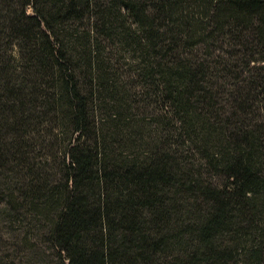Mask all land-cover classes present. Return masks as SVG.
<instances>
[{
    "label": "trees",
    "instance_id": "trees-1",
    "mask_svg": "<svg viewBox=\"0 0 264 264\" xmlns=\"http://www.w3.org/2000/svg\"><path fill=\"white\" fill-rule=\"evenodd\" d=\"M0 200L58 264H264V0H0Z\"/></svg>",
    "mask_w": 264,
    "mask_h": 264
},
{
    "label": "rangeland",
    "instance_id": "rangeland-1",
    "mask_svg": "<svg viewBox=\"0 0 264 264\" xmlns=\"http://www.w3.org/2000/svg\"><path fill=\"white\" fill-rule=\"evenodd\" d=\"M123 63L124 60H118ZM49 148L52 140L46 141ZM41 147V146H40ZM55 150V148H53ZM5 202L0 200V261L10 264H58L59 257L55 249L50 245L47 238L32 220L18 219L16 221L7 219L5 215ZM13 217L16 215L11 212ZM24 217L19 212L18 218Z\"/></svg>",
    "mask_w": 264,
    "mask_h": 264
}]
</instances>
